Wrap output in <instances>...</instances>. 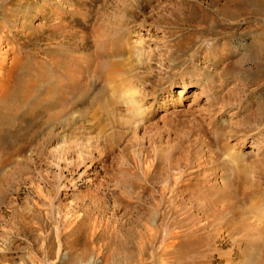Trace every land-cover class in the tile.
<instances>
[{
    "label": "rangeland",
    "instance_id": "1",
    "mask_svg": "<svg viewBox=\"0 0 264 264\" xmlns=\"http://www.w3.org/2000/svg\"><path fill=\"white\" fill-rule=\"evenodd\" d=\"M4 85L0 264L262 259L264 0H8Z\"/></svg>",
    "mask_w": 264,
    "mask_h": 264
},
{
    "label": "bare ground",
    "instance_id": "2",
    "mask_svg": "<svg viewBox=\"0 0 264 264\" xmlns=\"http://www.w3.org/2000/svg\"><path fill=\"white\" fill-rule=\"evenodd\" d=\"M7 1L8 0H0V6L1 5H4V3L6 2L7 3ZM13 1V0H12ZM10 2V1H9ZM3 60H4V58H3ZM4 62V61H3ZM3 64V63H2ZM6 64V63H5ZM20 65V63L18 64V62L16 63V65L14 66V68H11V70H10V75L13 73V69H15L17 66H19ZM3 67V66H2ZM4 68V67H3ZM6 68V67H5ZM10 68V67H9ZM54 70V69H53ZM72 82H74V81H72ZM71 82V83H72ZM52 83H54V82H52ZM68 83V82H67ZM68 84L69 86H71L72 84ZM78 83V82H77ZM2 84V83H1ZM61 84V83H60ZM50 85H52V84H50ZM56 85H59V84H57L56 83ZM55 85V86H56ZM73 86V85H72ZM48 87V86H47ZM58 87V86H57ZM56 87V88H57ZM60 87V86H59ZM58 87V88H59ZM187 87V85H185L184 86V88H186ZM45 88V87H44ZM67 88V87H66ZM71 88V87H70ZM46 89H49V87L48 88H45V90L43 89H41L40 88V90L42 91V93L41 94H45L46 93ZM19 90V89H18ZM39 90V88H38V90L36 91V93L35 94H37V96H39V95H41V94H39L38 95V93H40L41 91ZM56 90V89H55ZM28 91V90H27ZM60 91V90H59ZM53 92H54V90H53ZM69 92V91H68ZM6 93H8L7 91H6V88H5V85H4V88H2L1 89V92H0V94L1 95H3V96H6ZM52 93V92H51ZM70 93V92H69ZM18 95H20L21 97V100H22V102H24V103H26L28 100H29V97L26 95V93L25 92H23L21 89H20V91H19V94ZM46 95V94H45ZM53 95V94H52ZM73 95V94H72ZM74 95H76V94H74ZM55 96V95H54ZM62 97H64V95L62 96ZM61 97V102L62 101H64V99ZM76 97V96H75ZM38 98V97H37ZM58 98H59V96H58ZM79 98V97H78ZM36 99V98H35ZM63 99V100H62ZM37 100V99H36ZM47 100V99H46ZM57 100H60V99H56V101ZM31 101V100H30ZM35 101V100H34ZM31 102L32 103V105H31V103H26L25 105H23V106H25V107H23V106H17V108H19V109H26L24 112H18L19 110L18 109H16L14 112H12V113H8L7 111H5L4 109L2 110V107H1V105H0V141H5V142H7L8 140H10V138L14 141V140H16V141H22V139H21V135L23 134L22 133V130H20V126L21 125H23V123L25 122V123H28V125H27V127L28 126H30L31 124H30V121L32 120H29V119H26V116L28 117V116H30V114L34 111H32L31 110V108L33 107H35L33 104H35V102ZM39 101V100H38ZM44 101V100H43ZM75 101L76 100H74V102H73V104H74V106L77 104H75ZM41 102V101H40ZM48 102V101H47ZM60 102V101H59ZM39 103V102H38ZM54 103H56L55 101H54ZM54 103H52V104H54ZM57 103H58V101H57ZM56 103V104H57ZM21 104V103H20ZM40 104V103H39ZM42 104V103H41ZM48 104V103H47ZM51 104V102L49 103V105ZM51 104V106L53 107V105ZM62 103H60V104H57V105H61ZM4 105V104H3ZM31 105V106H30ZM48 105V106H49ZM55 105V104H54ZM56 105V106H57ZM65 106V105H64ZM73 106V105H72ZM12 107V106H11ZM21 107H23V108H21ZM55 107V106H54ZM58 107H60V106H58ZM32 108V109H33ZM55 108H57V107H55ZM62 108V110H64V112H65V108H63V107H61ZM6 109V108H5ZM41 109V108H40ZM50 109V106L48 107V110ZM58 109V108H57ZM60 109V108H59ZM7 110V109H6ZM47 110V111H48ZM54 110V109H53ZM67 110V109H66ZM35 111H37L36 110V108H35ZM34 111V112H35ZM39 111V110H38ZM43 111H44V108H43ZM42 111V112H43ZM47 111H45L46 113H47ZM61 111V110H60ZM59 111V112H60ZM63 114V111H61L59 114L57 113V114H54L53 116L52 115H49L48 116V122L49 123H58V124H60V123H62L61 122V120H62V118H61V115L60 114ZM32 114H34V113H32ZM37 114V113H36ZM32 116V115H31ZM30 116V117H31ZM47 121V120H46ZM32 122V121H31ZM60 122V123H59ZM47 123V122H46ZM26 125V124H25ZM49 125V124H48ZM21 128H22V126H21ZM22 133V134H21ZM27 134V133H26ZM4 142V143H5ZM2 146V145H1ZM3 147V146H2ZM2 150V148L0 149V151ZM15 152V151H14ZM203 206V205H202ZM203 208H204V206H203ZM204 216V215H203ZM187 218V217H186ZM249 220V219H248ZM188 222H193V221H188ZM187 222V223H188ZM254 222V221H253ZM186 223V224H187ZM188 225V224H187ZM197 225V224H196ZM256 225V224H255ZM195 226V225H194ZM205 226V225H204ZM218 226V225H217ZM254 226V224H251V223H249V227H253ZM213 227V226H212ZM221 228V227H220ZM254 228V227H253ZM257 229H258V227H257ZM261 229V228H260ZM251 230V229H250ZM235 230L233 229V232H234ZM260 231V230H259ZM262 231V230H261ZM236 232V231H235ZM238 232V231H237ZM153 234V233H152ZM232 234V233H231ZM253 234V233H252ZM261 240V239H260ZM264 244V243H263ZM250 246H251V244H250ZM253 246V245H252ZM250 249H253L252 247L250 248ZM167 250V249H166ZM195 251H197V249H195ZM253 251H254V249H253ZM253 251H251V252H249V257H251V258H253L254 256H255V251L253 252ZM246 253V252H245ZM247 253H248V250H247ZM262 253V252H261ZM260 253V254H261ZM244 255V257H246L247 258V254H243ZM262 255V254H261ZM163 256V255H162ZM206 257V256H205ZM248 257V258H249ZM250 259V258H249ZM260 260V261H259ZM258 260V264H264V250H263V256H262V259H259Z\"/></svg>",
    "mask_w": 264,
    "mask_h": 264
}]
</instances>
